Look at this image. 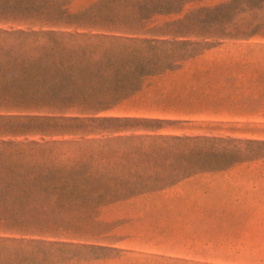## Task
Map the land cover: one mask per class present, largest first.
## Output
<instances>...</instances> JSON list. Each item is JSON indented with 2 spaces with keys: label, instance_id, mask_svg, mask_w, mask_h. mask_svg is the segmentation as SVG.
I'll return each instance as SVG.
<instances>
[{
  "label": "rangeland",
  "instance_id": "374dc122",
  "mask_svg": "<svg viewBox=\"0 0 264 264\" xmlns=\"http://www.w3.org/2000/svg\"><path fill=\"white\" fill-rule=\"evenodd\" d=\"M0 264H264V0H0Z\"/></svg>",
  "mask_w": 264,
  "mask_h": 264
}]
</instances>
